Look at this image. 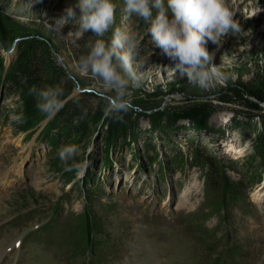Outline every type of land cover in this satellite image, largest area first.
Here are the masks:
<instances>
[{
    "label": "rangeland",
    "instance_id": "374dc122",
    "mask_svg": "<svg viewBox=\"0 0 264 264\" xmlns=\"http://www.w3.org/2000/svg\"><path fill=\"white\" fill-rule=\"evenodd\" d=\"M230 2L242 33L206 45L210 64L229 78L203 90L186 74L173 75L175 61L150 42L148 24L114 0L115 24L103 38L116 28L134 32L144 64L134 110L105 119L100 82L78 71L95 33L76 39L67 37L74 23L59 32L50 26L68 7L81 15L78 0H34L32 7V0H0V147L12 167L0 173L5 185L13 180L0 197V249L47 218L27 238L47 236L45 264H264V0ZM32 42L65 86L72 81L68 97H79L86 125L41 113L24 128L10 75ZM68 141L80 146L75 163L90 161L83 174L60 161ZM212 170L218 185L223 176L237 188L236 197L209 192L204 179Z\"/></svg>",
    "mask_w": 264,
    "mask_h": 264
},
{
    "label": "clouds",
    "instance_id": "9594fccd",
    "mask_svg": "<svg viewBox=\"0 0 264 264\" xmlns=\"http://www.w3.org/2000/svg\"><path fill=\"white\" fill-rule=\"evenodd\" d=\"M34 0L30 7L33 6ZM81 15L73 7H68L62 16L55 19L52 30L60 31L65 25L74 23L75 31L67 37L83 38L91 30L96 39L88 44V52L80 57L78 71L100 82V98L104 101L105 119H123L134 110L132 89L141 86L139 69L144 61L141 54L142 38L134 32L116 28L110 40L103 37L113 29L117 5L114 0H78L76 5ZM153 9L156 15L153 16ZM124 13L148 24L150 42L160 48L165 55L175 61L174 73L178 70L186 74L188 82L197 88L209 90L229 77L210 64L212 56L206 45L209 41L219 47L229 34L242 33L237 12L230 0H124ZM31 94L39 97L38 110L45 118H54L68 100L79 102V97H66L64 89L49 86L45 89H31ZM80 154V146L68 144L60 148L58 156L66 170L73 167L83 174L90 161L75 163ZM70 162L73 164L70 166Z\"/></svg>",
    "mask_w": 264,
    "mask_h": 264
},
{
    "label": "trees",
    "instance_id": "16d2710c",
    "mask_svg": "<svg viewBox=\"0 0 264 264\" xmlns=\"http://www.w3.org/2000/svg\"><path fill=\"white\" fill-rule=\"evenodd\" d=\"M13 87L20 93L21 96V115L26 124L24 128L31 127L41 115V112L37 108L39 97L31 94V89L35 87L37 90L45 89L49 86H61L64 89V95L68 97L73 92V83L68 80L69 85L65 86L62 82L64 76L54 70L50 66L44 52L40 50V46L32 42L29 46V52L26 58L20 62L13 73L10 75ZM259 100H263L261 97ZM63 119L66 120V124L70 125L75 117H80L81 124L86 125L87 116L82 115V111L76 108L74 101L70 98L65 107L57 113ZM46 134V132H44ZM69 141L65 144L68 145ZM218 175V174H217ZM218 176H211V185L217 186ZM223 180L221 182L220 190L228 194V198L236 197L239 193L235 186L224 181L223 176H220ZM225 198L226 195L224 196Z\"/></svg>",
    "mask_w": 264,
    "mask_h": 264
},
{
    "label": "bare ground",
    "instance_id": "6f19581e",
    "mask_svg": "<svg viewBox=\"0 0 264 264\" xmlns=\"http://www.w3.org/2000/svg\"><path fill=\"white\" fill-rule=\"evenodd\" d=\"M21 171H22V170H21L20 167H19L17 170L15 169V172H16V173H21ZM6 176H7L6 174L0 173V187H1V188H4V185H5V182H6ZM6 185H7V184H6ZM6 185H5V186H6ZM259 191H260V190H259ZM188 194H189V193H188ZM260 195H261V194H260ZM180 202H181V204H180L181 206H183V205L186 203L184 199H182ZM149 260H150V259H149Z\"/></svg>",
    "mask_w": 264,
    "mask_h": 264
},
{
    "label": "water",
    "instance_id": "95a60500",
    "mask_svg": "<svg viewBox=\"0 0 264 264\" xmlns=\"http://www.w3.org/2000/svg\"><path fill=\"white\" fill-rule=\"evenodd\" d=\"M17 41H18V39L15 41V44L17 43ZM15 51H16V49L13 47L12 49H10L9 51H6V52L9 54V57H11V55L13 53H15ZM70 97H72V96H70Z\"/></svg>",
    "mask_w": 264,
    "mask_h": 264
}]
</instances>
